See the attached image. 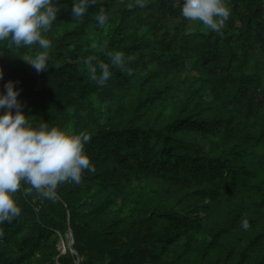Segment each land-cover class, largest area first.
Instances as JSON below:
<instances>
[{
  "label": "trees",
  "instance_id": "16d2710c",
  "mask_svg": "<svg viewBox=\"0 0 264 264\" xmlns=\"http://www.w3.org/2000/svg\"><path fill=\"white\" fill-rule=\"evenodd\" d=\"M78 2L53 0L47 70L25 61L38 44L0 41V94L14 82L33 128L89 134L95 171L59 185L55 201L25 197L22 182L20 215L0 223V264H75L69 219L80 264H264V0H225L220 34L174 0H100L80 22ZM107 51L131 56L133 75ZM88 56L109 63L104 86L83 68Z\"/></svg>",
  "mask_w": 264,
  "mask_h": 264
},
{
  "label": "clouds",
  "instance_id": "9594fccd",
  "mask_svg": "<svg viewBox=\"0 0 264 264\" xmlns=\"http://www.w3.org/2000/svg\"><path fill=\"white\" fill-rule=\"evenodd\" d=\"M99 2L79 0L74 3V21L80 22L88 8ZM135 4L145 7L146 0H135ZM127 7L130 10L133 4L129 3ZM173 7H179L185 19L199 21L218 34L222 33L230 16L225 0H184L183 4L181 0H174ZM58 11L59 6L53 4V0H0V41L7 40L8 48L38 44L44 49L34 58L24 59L37 73L48 68L50 57L47 49L51 47V42L42 33L50 30ZM95 19L101 26L108 21L102 4L95 13ZM92 47L96 48V44L93 43ZM104 54L112 67L128 76L133 75V69L127 66L133 59L131 56L125 57L120 51ZM83 68L90 80L100 86L112 77L109 63L96 56L84 58ZM0 79H3L2 70ZM4 88L6 93L0 94V109H6L0 115V223H11L21 213L13 197L21 190L22 182L29 185L23 189L25 197L35 190L41 197L55 201L59 185L66 182L79 184L83 171L94 172L95 167L84 151L85 144L91 140L89 134H69L57 127L49 128L47 123L33 128L21 111L22 105L17 99L19 92L14 88V82L8 81ZM241 226L247 230L250 224L243 219ZM3 235V230H0V238Z\"/></svg>",
  "mask_w": 264,
  "mask_h": 264
},
{
  "label": "water",
  "instance_id": "95a60500",
  "mask_svg": "<svg viewBox=\"0 0 264 264\" xmlns=\"http://www.w3.org/2000/svg\"><path fill=\"white\" fill-rule=\"evenodd\" d=\"M68 224H69L68 232H67V239H68V246H69L68 249H70V251L72 253H74L76 255V257H77V259L75 261V264H80L81 258L79 256L78 252L76 251V249H74V247H73V244H74V232H73V229H72V227L70 225V219H69ZM63 251H65V249Z\"/></svg>",
  "mask_w": 264,
  "mask_h": 264
},
{
  "label": "rangeland",
  "instance_id": "374dc122",
  "mask_svg": "<svg viewBox=\"0 0 264 264\" xmlns=\"http://www.w3.org/2000/svg\"><path fill=\"white\" fill-rule=\"evenodd\" d=\"M59 247H60V249H62V250H64L63 248H66V246H65V241H64L62 238L60 239Z\"/></svg>",
  "mask_w": 264,
  "mask_h": 264
}]
</instances>
